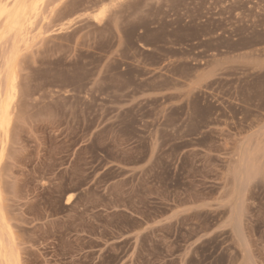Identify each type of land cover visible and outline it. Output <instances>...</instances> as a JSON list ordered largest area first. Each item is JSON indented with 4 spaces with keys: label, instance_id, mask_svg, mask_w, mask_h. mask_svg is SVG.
<instances>
[{
    "label": "rangeland",
    "instance_id": "rangeland-1",
    "mask_svg": "<svg viewBox=\"0 0 264 264\" xmlns=\"http://www.w3.org/2000/svg\"><path fill=\"white\" fill-rule=\"evenodd\" d=\"M0 243L264 264V0H0Z\"/></svg>",
    "mask_w": 264,
    "mask_h": 264
},
{
    "label": "bare ground",
    "instance_id": "bare-ground-1",
    "mask_svg": "<svg viewBox=\"0 0 264 264\" xmlns=\"http://www.w3.org/2000/svg\"><path fill=\"white\" fill-rule=\"evenodd\" d=\"M1 240H2V239H1ZM0 244H1V245H2V244L4 245V243H0ZM1 248H2V247H1ZM6 250H7V249H6ZM4 251H5V249H4ZM2 252H3V249H2ZM2 252H1V249H0V261L3 263V262H4V258L1 260V255H2V257H4L3 254H1ZM5 252H6V251H5ZM8 257H9V255L6 257L7 259H9V263H7V264H10V263L12 264V262L10 261L11 256H10L9 258H8ZM11 260H12V259H11ZM5 261H6V260H5ZM6 262H7V261H6Z\"/></svg>",
    "mask_w": 264,
    "mask_h": 264
}]
</instances>
